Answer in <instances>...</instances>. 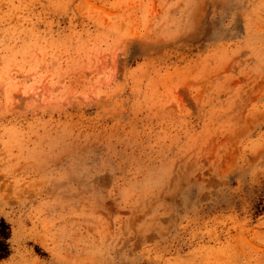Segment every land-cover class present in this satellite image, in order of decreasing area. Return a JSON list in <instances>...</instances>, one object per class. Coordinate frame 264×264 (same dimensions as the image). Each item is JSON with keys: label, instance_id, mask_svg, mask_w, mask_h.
<instances>
[{"label": "rangeland", "instance_id": "rangeland-1", "mask_svg": "<svg viewBox=\"0 0 264 264\" xmlns=\"http://www.w3.org/2000/svg\"><path fill=\"white\" fill-rule=\"evenodd\" d=\"M0 264H264V0H0Z\"/></svg>", "mask_w": 264, "mask_h": 264}, {"label": "trees", "instance_id": "trees-1", "mask_svg": "<svg viewBox=\"0 0 264 264\" xmlns=\"http://www.w3.org/2000/svg\"><path fill=\"white\" fill-rule=\"evenodd\" d=\"M11 236L10 223L4 217H0V260L8 258L11 254Z\"/></svg>", "mask_w": 264, "mask_h": 264}]
</instances>
